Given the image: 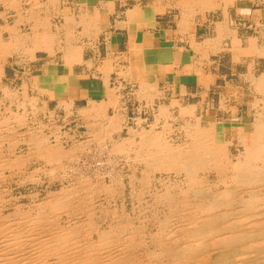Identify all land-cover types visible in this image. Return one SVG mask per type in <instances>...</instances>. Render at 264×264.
Wrapping results in <instances>:
<instances>
[{"label":"bare ground","instance_id":"obj_1","mask_svg":"<svg viewBox=\"0 0 264 264\" xmlns=\"http://www.w3.org/2000/svg\"><path fill=\"white\" fill-rule=\"evenodd\" d=\"M40 5L0 0V19L15 18L0 26V62L36 52ZM232 51L236 60L264 54L254 39ZM241 81L249 82L252 99L238 101L233 85L227 93L252 115L248 130L218 138L215 123L186 108L179 142L170 139L172 117L164 109L147 129L139 120L123 126L119 110L108 116L101 105L53 123L24 92L0 87L18 108L0 111V179L37 162L24 180L48 177L49 188L61 181L42 198L32 194L26 206L11 204L8 214L0 196V264H264V73H245ZM119 131L127 133L114 137ZM234 138L242 151L233 157L228 145ZM127 198L134 213L125 210Z\"/></svg>","mask_w":264,"mask_h":264},{"label":"crops","instance_id":"obj_2","mask_svg":"<svg viewBox=\"0 0 264 264\" xmlns=\"http://www.w3.org/2000/svg\"><path fill=\"white\" fill-rule=\"evenodd\" d=\"M36 1L42 18L28 82L43 107L65 109L62 118L95 105L108 116L119 110L129 127L153 124L161 109L171 117L186 108L197 115L198 100L221 76L223 56L230 52L238 65L233 48L253 41L236 25L240 12L251 17L239 0H209L208 7L199 0ZM226 122L213 121L216 129Z\"/></svg>","mask_w":264,"mask_h":264},{"label":"rangeland","instance_id":"obj_3","mask_svg":"<svg viewBox=\"0 0 264 264\" xmlns=\"http://www.w3.org/2000/svg\"><path fill=\"white\" fill-rule=\"evenodd\" d=\"M22 3H23L22 6L24 7L28 5L27 2L24 3L23 1ZM239 6L241 7L240 9L247 8V14L251 15V17L249 18L247 17L243 18L241 16L242 12H240V14L238 15V19L236 21V24L239 28L238 29L239 32L243 34H247L246 36H249L250 38L254 39L257 47L264 48V17H263L264 16V0H239ZM6 21L11 25L12 23H14L15 18L13 19L12 15L10 16L9 14L7 18H5L4 20L0 19V26ZM6 35L7 34L4 33L2 37L4 39L7 38ZM28 62H29V58L24 55L22 56L21 55H14V56L9 55L3 61H1L0 62V77H1L0 87H6L7 89L11 88L10 89L11 91L15 90V91H18L19 93L24 92V94L29 100L32 99V101L35 103L37 107L45 111L46 118L51 117L54 120L53 123H56L58 119H62V115L64 114L65 109L63 107H57L56 109L57 112H54L55 114H53L52 113L54 111L53 105H49L48 107L46 105V107H43L41 103L39 104L38 103L39 101L32 96L33 94V92L31 91L32 86H31V83L28 82V75H27L28 69H29V65L27 64ZM217 67L218 66L215 67L216 70H217ZM218 70L220 71L221 76H219L216 86L212 88L211 92L208 93V96H206L205 99L198 100V103L200 102V106L196 110V113L198 116L204 115L208 122L209 121L213 122L217 120L228 121L225 124H222V125L219 124L216 129L218 138L222 139L223 136H227V137H229V135L230 137L233 136L231 133L234 132L235 129H239L237 127L244 126L245 128H247L246 130L250 128V125H251L250 117L252 115L247 114L248 112L243 114V112L246 109L242 107H238L235 104L233 98L228 96V95H232V97H234L233 94L227 93V87L229 85H233L236 87V94L240 96L238 101L240 100L245 101L248 99H252L251 97L252 93L249 90V86H250L249 82L247 81L246 83V82L241 81V76H243V74L245 73H249V74L254 73L256 77L259 76L260 74H263L264 73V54H261L257 57H253L250 60L241 59L239 60V64L236 65L235 62L231 59V53L229 52V54H225L223 58L221 59ZM33 99L36 101H34ZM9 105H10V102L3 98L2 92L0 91V111H3L4 108L8 107ZM221 105H223L222 108H221ZM10 107H11V110L13 111H16L18 109L15 103L10 105ZM27 107L29 108L28 104H27ZM176 114L177 113H175L174 117L171 118L172 120L169 121V125L171 127V131H170L171 138L170 139H173V141L179 142L181 141L180 139L182 136L180 132V127L183 123V120L179 118V116ZM151 122L152 121H146L145 123H141L140 127L147 129L148 126L149 127L151 126L152 124ZM229 122H234V123L231 124ZM125 133L127 132L119 131V133L115 134L114 137L125 136ZM237 142L238 141L234 138L233 141H231L232 144L230 143L228 145L229 152H231V155L233 154L232 155L233 157L237 155L239 151H242L241 145H238ZM17 151L24 152L25 148L21 145H18ZM74 164L75 162L71 163L70 165H67L66 168L68 166L72 167L74 166ZM27 166L22 167V170L24 169L26 170L25 173L15 174L14 172L11 173L10 171L7 170L4 172V177L0 179V196L4 197L8 201L3 206V210H2L3 214H8L12 211L13 206H11V204L17 203V204H23L25 206L28 205L31 202V195L35 194V192L37 191H39L40 197L42 198V196H44L46 191L56 190L60 187V184H61L60 178H57V180L54 179L52 181V183L53 182L54 183L52 184L53 186H51V188H49L47 184L49 181H51L50 178L48 177L47 178L43 177L42 180H40L39 182L37 181L38 178H35L36 179L35 181L29 180V179L24 180L23 179L24 175H27L30 169L39 166V163L37 164V162L35 163L32 162L30 164H27ZM155 176L156 178H158L159 174L156 173ZM148 198L149 197L147 196V200ZM116 201L117 202H115V205L118 207L121 206L122 202L120 201V199ZM124 202H125V205H124L125 210L128 213L130 212L132 213L134 211L133 209L134 205L132 204L130 199L127 198L126 201ZM148 204L149 202L145 200V203L143 204V208L147 207ZM134 222L135 224H138V222H142L144 226L149 227L148 230H150V232H153L155 230V226L151 225L150 222L148 221L137 219V220H134ZM95 237L96 236L93 235V238Z\"/></svg>","mask_w":264,"mask_h":264}]
</instances>
